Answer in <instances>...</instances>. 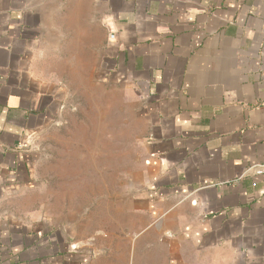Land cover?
I'll use <instances>...</instances> for the list:
<instances>
[{"label": "crops", "instance_id": "0c3cea01", "mask_svg": "<svg viewBox=\"0 0 264 264\" xmlns=\"http://www.w3.org/2000/svg\"><path fill=\"white\" fill-rule=\"evenodd\" d=\"M86 1L72 30L143 125L136 241L150 234L168 264H264V175L247 173L264 164V0ZM51 2L0 0V264L89 261L52 224L2 214L64 104L42 55Z\"/></svg>", "mask_w": 264, "mask_h": 264}, {"label": "rangeland", "instance_id": "374dc122", "mask_svg": "<svg viewBox=\"0 0 264 264\" xmlns=\"http://www.w3.org/2000/svg\"><path fill=\"white\" fill-rule=\"evenodd\" d=\"M47 10L52 30L42 55L46 70L62 80L64 104L52 127L32 142V180L3 204L2 214L52 224L79 244L88 264H168L150 234L136 241L139 226L126 213L144 160L135 95L100 80V52L94 67L80 30H72L75 18L86 21V0L51 2Z\"/></svg>", "mask_w": 264, "mask_h": 264}, {"label": "built area", "instance_id": "2783aa9c", "mask_svg": "<svg viewBox=\"0 0 264 264\" xmlns=\"http://www.w3.org/2000/svg\"><path fill=\"white\" fill-rule=\"evenodd\" d=\"M116 38V36L113 34L111 35V39L114 40ZM253 172L255 175L257 176H263L264 175V164L262 165H255V166H252L248 171L247 173L249 172Z\"/></svg>", "mask_w": 264, "mask_h": 264}]
</instances>
